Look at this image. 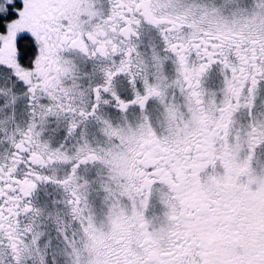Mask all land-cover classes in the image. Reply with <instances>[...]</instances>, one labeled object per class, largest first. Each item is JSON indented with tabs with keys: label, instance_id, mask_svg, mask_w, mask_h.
<instances>
[{
	"label": "snow or ice",
	"instance_id": "1",
	"mask_svg": "<svg viewBox=\"0 0 264 264\" xmlns=\"http://www.w3.org/2000/svg\"><path fill=\"white\" fill-rule=\"evenodd\" d=\"M0 264H264V0H0Z\"/></svg>",
	"mask_w": 264,
	"mask_h": 264
}]
</instances>
